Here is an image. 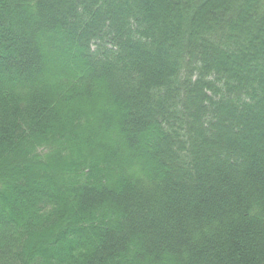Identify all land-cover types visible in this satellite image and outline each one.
<instances>
[{
  "label": "trees",
  "instance_id": "obj_1",
  "mask_svg": "<svg viewBox=\"0 0 264 264\" xmlns=\"http://www.w3.org/2000/svg\"><path fill=\"white\" fill-rule=\"evenodd\" d=\"M0 264H264V0H0Z\"/></svg>",
  "mask_w": 264,
  "mask_h": 264
}]
</instances>
